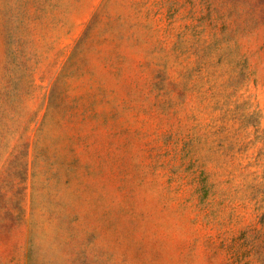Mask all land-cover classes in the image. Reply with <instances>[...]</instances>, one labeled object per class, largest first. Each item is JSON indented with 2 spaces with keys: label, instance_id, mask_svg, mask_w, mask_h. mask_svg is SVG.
Listing matches in <instances>:
<instances>
[{
  "label": "rangeland",
  "instance_id": "1",
  "mask_svg": "<svg viewBox=\"0 0 264 264\" xmlns=\"http://www.w3.org/2000/svg\"><path fill=\"white\" fill-rule=\"evenodd\" d=\"M0 264H264V0H0Z\"/></svg>",
  "mask_w": 264,
  "mask_h": 264
}]
</instances>
